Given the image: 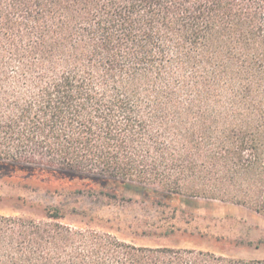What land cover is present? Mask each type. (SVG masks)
<instances>
[{
  "label": "trees",
  "instance_id": "trees-1",
  "mask_svg": "<svg viewBox=\"0 0 264 264\" xmlns=\"http://www.w3.org/2000/svg\"><path fill=\"white\" fill-rule=\"evenodd\" d=\"M247 129L264 146V0H0L1 175L196 204L197 158L236 176L216 149ZM62 217L0 214V264H264Z\"/></svg>",
  "mask_w": 264,
  "mask_h": 264
},
{
  "label": "rangeland",
  "instance_id": "rangeland-1",
  "mask_svg": "<svg viewBox=\"0 0 264 264\" xmlns=\"http://www.w3.org/2000/svg\"><path fill=\"white\" fill-rule=\"evenodd\" d=\"M253 135L247 129L238 149H216L219 155H238L233 159L240 164L234 177L216 176L208 160L197 158L209 172L205 184L213 197L191 198L196 204L174 205L161 198L114 195L110 189L81 190L78 182L0 174V214L45 220L48 210L58 207L63 223L107 231L139 245L264 258V146L255 148Z\"/></svg>",
  "mask_w": 264,
  "mask_h": 264
}]
</instances>
